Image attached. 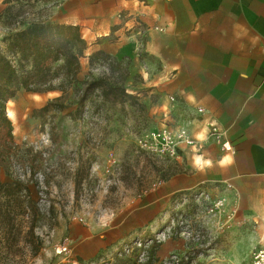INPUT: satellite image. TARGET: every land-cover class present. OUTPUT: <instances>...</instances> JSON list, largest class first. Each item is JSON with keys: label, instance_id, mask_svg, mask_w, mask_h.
I'll list each match as a JSON object with an SVG mask.
<instances>
[{"label": "rangeland", "instance_id": "rangeland-1", "mask_svg": "<svg viewBox=\"0 0 264 264\" xmlns=\"http://www.w3.org/2000/svg\"><path fill=\"white\" fill-rule=\"evenodd\" d=\"M54 2L25 8L23 15L53 22L64 0ZM5 6L0 0V12ZM24 26L0 15V48H6L4 37L11 30ZM104 38H93L91 49L111 52L112 40ZM110 57L81 68L82 83L73 82L62 98H57L60 90L22 89L7 104V111L15 113L10 119L21 148L9 170L0 167V182L19 178L24 183L0 189V264L250 262L264 248V219L247 218L238 204L205 187L162 198L171 176L190 171L183 149L191 147L196 156L197 144L177 142V156L142 147L143 135H175L184 126L164 120L152 103L143 102L145 90L139 85L145 76L129 59ZM109 77L113 85L125 78L133 97L122 101L116 94L102 95L103 88H89L87 99L78 100L89 81L103 79L106 85ZM84 225L91 227L98 246L88 253L85 237L78 235Z\"/></svg>", "mask_w": 264, "mask_h": 264}, {"label": "crops", "instance_id": "crops-1", "mask_svg": "<svg viewBox=\"0 0 264 264\" xmlns=\"http://www.w3.org/2000/svg\"><path fill=\"white\" fill-rule=\"evenodd\" d=\"M53 14L88 41L81 68L93 38L112 40L113 50L102 51L145 76L143 102L196 139V156L183 149L190 171L171 176L162 198L205 187L247 218L264 219V0H64ZM131 14L142 37L125 28ZM210 123L223 138L209 136ZM79 231L83 249L95 250L91 227Z\"/></svg>", "mask_w": 264, "mask_h": 264}, {"label": "trees", "instance_id": "trees-1", "mask_svg": "<svg viewBox=\"0 0 264 264\" xmlns=\"http://www.w3.org/2000/svg\"><path fill=\"white\" fill-rule=\"evenodd\" d=\"M55 3L54 0H4L5 8L0 12L10 23L24 25L14 28L4 37L6 48H0V167L10 169L14 156L21 148L13 135V125L7 112V104L24 89L29 92L42 93L51 90H60L62 98L68 87L73 83H82L78 78L81 69L80 59L85 56L89 47L80 26L39 21L23 15L25 8H34L39 3ZM30 15L28 10L24 11ZM104 56L111 58L102 50L94 51L90 55L91 64L94 60ZM126 72V71H125ZM124 74V73H123ZM60 78L59 84H55ZM103 79H92L87 83L79 96V101L87 99V89L103 88L102 95H119L124 101L133 96L126 92L125 78L113 85L112 77L103 84ZM43 108L48 110L52 104ZM60 104L58 108L63 107ZM24 183L19 178L1 184L7 190H12L15 185Z\"/></svg>", "mask_w": 264, "mask_h": 264}, {"label": "built area", "instance_id": "built-area-1", "mask_svg": "<svg viewBox=\"0 0 264 264\" xmlns=\"http://www.w3.org/2000/svg\"><path fill=\"white\" fill-rule=\"evenodd\" d=\"M125 28L131 33L138 34V37H142L145 33V29L138 18V15H128L125 18ZM134 35V34H133ZM140 42V39H138ZM225 131L222 130L216 123L209 124V136L221 139L224 136ZM158 138L164 141L162 144L158 143ZM183 142L186 145L195 146L197 144L196 139L190 135L189 130L186 127H182L177 131L175 135H172L169 131L165 133L153 131L150 134H145L139 139V143L142 147L152 150L153 152H166L170 155H178L177 142ZM201 191L200 194H204ZM224 199L220 202L222 203ZM65 248V247H64ZM246 264H264V248L258 249L254 252L252 260Z\"/></svg>", "mask_w": 264, "mask_h": 264}, {"label": "bare ground", "instance_id": "bare-ground-1", "mask_svg": "<svg viewBox=\"0 0 264 264\" xmlns=\"http://www.w3.org/2000/svg\"><path fill=\"white\" fill-rule=\"evenodd\" d=\"M11 101H9V103H11ZM7 112H8L9 117H11V118L14 117L15 113L13 111L8 110Z\"/></svg>", "mask_w": 264, "mask_h": 264}]
</instances>
